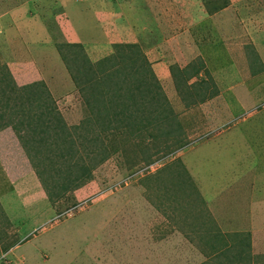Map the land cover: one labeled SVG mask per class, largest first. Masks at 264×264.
Masks as SVG:
<instances>
[{
    "label": "rangeland",
    "instance_id": "1",
    "mask_svg": "<svg viewBox=\"0 0 264 264\" xmlns=\"http://www.w3.org/2000/svg\"><path fill=\"white\" fill-rule=\"evenodd\" d=\"M12 10L0 264H264V0Z\"/></svg>",
    "mask_w": 264,
    "mask_h": 264
},
{
    "label": "crops",
    "instance_id": "2",
    "mask_svg": "<svg viewBox=\"0 0 264 264\" xmlns=\"http://www.w3.org/2000/svg\"><path fill=\"white\" fill-rule=\"evenodd\" d=\"M8 3L10 2L11 0H0V6L2 4H4L5 2ZM3 2V3H2ZM20 8V6H19ZM2 11V10H1ZM1 11H0V39H2L1 37H3V41H0L2 43V46L0 45V49H2V52L4 53V57L7 56L8 60L10 61V57H11V49L9 48L10 46L8 45V43L6 42L7 39L9 42H11V37L12 38H15L17 36V33L15 31V33L9 31L11 29H14V26H13V23H11L12 20H14L16 18V11L15 10H12L11 12H9L10 14L9 15H6L5 13L4 14H1ZM3 15V16H2ZM90 14H88L89 16ZM10 20V23H7V21ZM87 26V25H86ZM8 31V34L7 32ZM14 42V41H13ZM0 43V44H1ZM81 44H83V47H87L89 44H90V41H88L87 39L84 40V42H81ZM14 46V45H13ZM7 51H8V54H7ZM16 51V49H14V52ZM15 53H14V57H15ZM9 65H11L9 63ZM155 73L158 74V76L161 74L162 76L164 75L162 73V69L161 68H156V67H153L152 69ZM164 77V76H163ZM214 100V99H212ZM16 247V246H15ZM11 248V249H8V251L12 252V250L15 248Z\"/></svg>",
    "mask_w": 264,
    "mask_h": 264
},
{
    "label": "trees",
    "instance_id": "3",
    "mask_svg": "<svg viewBox=\"0 0 264 264\" xmlns=\"http://www.w3.org/2000/svg\"><path fill=\"white\" fill-rule=\"evenodd\" d=\"M62 188L66 189V186H65V187L62 186ZM62 188H61V189H62Z\"/></svg>",
    "mask_w": 264,
    "mask_h": 264
}]
</instances>
